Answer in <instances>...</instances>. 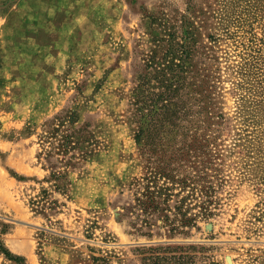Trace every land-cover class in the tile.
I'll list each match as a JSON object with an SVG mask.
<instances>
[{
	"label": "rangeland",
	"instance_id": "rangeland-1",
	"mask_svg": "<svg viewBox=\"0 0 264 264\" xmlns=\"http://www.w3.org/2000/svg\"><path fill=\"white\" fill-rule=\"evenodd\" d=\"M81 1L47 32L0 0L2 249L22 264H148L149 247L177 246L191 264H264V0ZM188 32L183 134L148 159L131 92L152 39ZM71 133L92 144L58 155ZM146 187L167 211L138 205Z\"/></svg>",
	"mask_w": 264,
	"mask_h": 264
},
{
	"label": "trees",
	"instance_id": "trees-1",
	"mask_svg": "<svg viewBox=\"0 0 264 264\" xmlns=\"http://www.w3.org/2000/svg\"><path fill=\"white\" fill-rule=\"evenodd\" d=\"M180 40L158 38L152 39V49L143 59L142 67L137 75L136 86L132 89L130 105L134 110L137 119V130L135 142L139 146L142 155L148 159L156 148H170V138L182 135L183 116L185 115L186 98L197 80L198 72L193 70L192 59L196 53V43L191 32L186 33ZM182 117V118H181ZM71 122L77 120L76 115L72 114ZM92 139L90 136L83 138L81 135L76 138L74 133L62 135L57 144V154L67 155L81 146H90ZM87 147L80 150V156H87ZM75 155L69 156L73 160ZM69 165V161L67 162ZM55 181L63 177L61 172L52 174ZM57 188H59L57 186ZM44 195L46 191H42ZM164 194V195H163ZM163 195V196H161ZM142 199H138V205L147 212L167 211L169 194L163 193L162 189H151L146 187ZM180 204L183 201H179ZM176 204V203H175ZM202 217L207 219L212 215L210 209L201 206ZM182 205L174 207L178 210L181 227L191 225L192 217L181 212ZM169 217L164 216L165 221ZM177 227H171L175 230ZM193 247L177 246L173 248L149 247L146 261L148 264H191L192 257L189 250ZM0 251L10 260L22 264L23 259L12 256L8 251Z\"/></svg>",
	"mask_w": 264,
	"mask_h": 264
},
{
	"label": "crops",
	"instance_id": "crops-1",
	"mask_svg": "<svg viewBox=\"0 0 264 264\" xmlns=\"http://www.w3.org/2000/svg\"><path fill=\"white\" fill-rule=\"evenodd\" d=\"M78 2L82 3L81 0H17L10 10L13 11L16 7L24 10L22 18L25 25L40 24L48 32L51 27L64 24L56 20L58 18L64 20L71 8H74V4Z\"/></svg>",
	"mask_w": 264,
	"mask_h": 264
}]
</instances>
